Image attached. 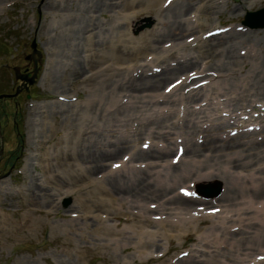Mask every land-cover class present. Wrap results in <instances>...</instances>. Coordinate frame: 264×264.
I'll list each match as a JSON object with an SVG mask.
<instances>
[{
	"label": "rangeland",
	"instance_id": "1",
	"mask_svg": "<svg viewBox=\"0 0 264 264\" xmlns=\"http://www.w3.org/2000/svg\"><path fill=\"white\" fill-rule=\"evenodd\" d=\"M160 1L156 0L158 5ZM213 1L218 12L212 13L211 17L205 20L202 15L194 10V8L202 7L205 0H193L192 8L186 16L191 17L192 24L200 23L201 26L195 31L197 33L188 31L183 37L199 36L213 26L231 25L232 29L220 36L227 35L228 32L235 29L236 24H239L243 12L257 9L264 4V0H262L253 5L247 4L245 7H240L239 2L241 0ZM8 2L12 3L6 6ZM45 2H49V5L46 6ZM57 2L59 3L57 10L59 15H54L51 7L54 8ZM86 3H89L88 0H0V93L7 95L2 94L3 97L0 98V264H173L179 251L185 247H196L198 240H189L182 236V232L190 233L192 230L189 226L192 224L195 226L197 221H192L183 229H179L175 225L176 221H172L177 218L176 216L163 218L161 215L160 219H155V215H160L162 209L150 208V205L158 203L159 200H152L155 202L149 204L147 202L150 201L149 198L140 202H136V199L128 202L123 200L126 201L124 205L114 202L108 210L105 207L93 210L87 202L81 205L75 193L68 194L63 191L64 188H59L55 178L68 177L69 173L62 172L64 167L58 168V160L48 162L50 157L48 153L52 150L58 151L59 140L64 139L69 132L73 131L74 127H77V121L74 117L64 121L61 116V109L66 107V104L60 102L82 105L90 97L87 87L68 76L72 61L79 60L77 55L82 53L81 51L86 52L88 47L83 39L88 32L86 28H93L92 39L94 41H104L106 37L103 35H113V31L123 19L127 21L122 28L127 37H136L142 30H149L155 25L154 13L146 11L138 13L132 20L129 17L114 16L110 11L103 14L93 11L91 13L93 23L89 25L84 16ZM62 12H65L66 15L61 16ZM64 23L66 24L64 25ZM146 24L149 26H145ZM73 31L76 32L73 33ZM65 32H70L72 37L74 36V45L66 50L68 53L65 57L56 56L58 53L55 46L58 41L64 39ZM235 32L242 33L237 29ZM245 33L253 35L254 47H264L263 33L260 29H250ZM215 39L211 38L209 42L214 43ZM31 41L41 53L42 62L40 66L38 65L33 81L30 84L26 83V86L20 87L19 91L14 93V88L19 81L13 77L12 67L17 66L20 71L30 73L32 62L26 60L24 56L30 52L29 43ZM203 48L204 45L197 42L193 44V47L174 45L170 52L180 49L184 50L183 52L196 55ZM230 51L240 62H247L248 59L254 58L257 53L254 48L249 52V49L244 48L243 43L231 46ZM167 54L164 53V59L169 61ZM151 55L155 56L152 50L141 48L140 56L136 62L148 61ZM56 58L63 65V68L58 71L61 75L60 78L66 77L71 82L68 89L54 88L49 83V79L45 81L42 78L45 73L46 61H54ZM202 60L203 58L198 57V62ZM133 61L134 59H130L128 63ZM158 61H160V63L156 62L158 65L162 64L161 61L165 62L160 59ZM152 62L155 64L154 61ZM238 65L241 66V64ZM245 67L246 65L242 68ZM133 68L135 66L130 69ZM130 69H124L127 75L136 77L139 73H143L142 68H135L130 74ZM144 69V73H146L147 67ZM205 71L207 73L214 72L212 70ZM244 73L245 71H238L231 80L233 82L239 81ZM171 77L159 85L158 91L160 88L163 89L171 79L173 80L175 75ZM220 80L221 78L215 79L204 85L199 90L196 104L200 102L199 99L205 97V93L212 95L213 86L221 82ZM248 86H252V89L256 88L254 82ZM184 89L185 86L183 85L177 86L166 94L168 100L158 101V108L162 109L160 112L165 114L170 104L174 107L173 95ZM60 94L68 100H60L58 98ZM247 97L249 96L247 95ZM252 98L258 100L255 97ZM151 99L154 100L153 97ZM114 100L117 105L128 104L130 101L126 95L122 96L119 101H117L118 97H115ZM99 102L100 97L96 103ZM143 104L144 102H138L132 107L119 109L107 119H112L115 115L134 112L138 106H143ZM191 104L195 103L192 102ZM245 105L244 103L242 106ZM239 107L238 105L235 106V108ZM229 108L233 107L229 105ZM149 119L151 121L153 116H150ZM79 121L81 122L82 119L80 118ZM136 123V120L132 121L129 118L125 122L124 129L133 132ZM88 125L89 123L85 126ZM93 127L96 129L90 134L97 133L99 138L103 137L104 133L97 131L112 128L111 125L109 127L102 125ZM149 131L145 130L139 133L135 130L134 136L129 137V147L122 150V154L141 148L142 141L149 143L150 140L153 143L159 139V137L150 136ZM78 132L80 133L81 130L79 129ZM99 144L100 141L97 142V146ZM152 146H149L148 149H151ZM148 149L146 148V150ZM172 152H168L170 155H167L168 158L171 157ZM122 154L111 159L117 160V162L122 161L125 156ZM188 157V154H184L179 163L173 164L177 168L170 170V172L176 173L181 166H184L183 164ZM109 160L105 163H109ZM49 163H53L54 168L53 172L47 173L46 169L50 168L49 170H51ZM123 163L113 175L120 177L122 174L130 172L127 168H123ZM134 163L128 161L126 165L130 166ZM207 165L209 162H203L199 170H203ZM103 169L106 171L107 167L105 166ZM156 169L158 167L154 169L144 167L136 170V172L150 171L154 175L153 171ZM156 174L160 175L159 173ZM152 175L151 177H153ZM161 177L159 178L161 179ZM154 183L159 184L156 179ZM181 183L186 185L185 180L174 184L171 194L177 192V187ZM33 186L36 189L43 188V191L49 194L52 206H45L42 203L44 199L38 193H35L32 198L33 201L30 200L27 195L28 188L31 189ZM232 194L238 197L242 192L235 189ZM142 204L150 209V213L157 211L160 214H149L151 219L158 221L142 222L146 224L144 230L151 231V233H144L145 237L152 236L151 239H156V243L140 249L136 246L137 233H127L123 228L130 225V222L119 220L116 215L127 216L132 211H136L138 206H142ZM113 212L115 213L112 214ZM129 216L132 217V215ZM137 217L141 218L142 215ZM211 219L208 218L200 225L199 229H204L210 225ZM208 229H211V232L215 231L214 228ZM253 242L262 247L264 245V232L258 233ZM247 243L250 244V242ZM211 247L215 248V242H211ZM258 251H251L252 255H250L253 256ZM251 256H246L244 260L250 259Z\"/></svg>",
	"mask_w": 264,
	"mask_h": 264
},
{
	"label": "bare ground",
	"instance_id": "2",
	"mask_svg": "<svg viewBox=\"0 0 264 264\" xmlns=\"http://www.w3.org/2000/svg\"><path fill=\"white\" fill-rule=\"evenodd\" d=\"M260 1L241 0L239 5L240 7H245L247 4L252 5ZM88 2L84 6V16L87 18L89 25L93 23V18H91L93 11H98L100 14L110 11L114 16L129 17L131 20L140 12H153L154 14H152L155 15V25L149 30H142L136 37H127L122 29L123 24L127 21L123 19L113 31V35H103L106 37L104 41H94L92 39L93 28H86L88 32H86L87 35L83 39L88 47L86 48V52L81 51L82 53L77 55V59L80 58L79 60L72 61L68 76L72 80L81 82L84 87H87L90 97L88 96L89 99H86L82 105L62 103L66 104V107L61 109L62 118L66 121L74 117L77 121V127H74L73 131L69 132L64 139L59 140L60 146L57 147L58 151L52 150L48 153L50 156L48 162L52 160L56 162L58 160V168L64 167L62 168V172L69 173L68 177L65 176L62 179L55 178L59 188H64L65 190L63 191L68 194L75 193L81 205L87 202L93 210L101 207H105L108 210L113 206L114 202L124 205L120 200L128 199L130 196H133L137 201H143L146 198L160 199L167 194V197L162 199L159 204L160 208L162 207V209L166 210L168 208L166 207L167 203H172L178 208H184V204L189 202L187 199H184L186 200L184 201L181 198L179 199L174 195H170L169 192L173 184L188 179L192 180L195 184H204L209 180L221 179L225 181L226 192L220 197V200L227 201V205L236 214L249 208L248 201H239L244 205L235 206L237 202L230 194V190L236 187V185L246 187L245 181H249L248 183L252 185L255 183V180L260 182V188H264V162H260L255 167L249 168V165L255 164L258 159L264 156V136L260 141H253L252 138H247L246 140L241 138L233 139L231 136L223 138L220 134H214V131H212L214 121L212 118L209 121L211 116L208 113L209 104L202 105L199 109L187 108L184 110V123L179 128L176 120H172L176 116L174 110L176 107L172 108L169 105L166 113L163 114L160 112L162 109L158 108V103L154 102L151 98L154 96L160 97L157 90L162 82L173 75L186 73L187 69L196 66L197 57H204L208 59L207 64L209 68L207 69L212 68V70H215L216 68L222 75H226V79L228 78L227 82L225 80L219 85H214L212 93L217 96L234 93L228 99H233L235 103L240 99H244L246 94L251 93L263 98L262 102L264 103V47H254L253 43L255 41L252 34L241 33L239 35V33L232 31L226 38L216 36L215 38L218 39L215 43H206L205 47L191 58H185L186 53H182L180 49L174 50L179 54L169 53L173 55H167H169V60L173 58L175 62H166L165 68L158 73H151L149 75L139 73L138 76L134 77L127 75L124 69H130L133 66L141 68L142 65H146L148 69H151V66L154 65H148V61L146 63L136 62V59L140 56L141 48L152 50L155 56L153 55L151 60L155 62V58L158 57L160 60H163L164 54L162 55V52L168 53L171 50L170 46H186L185 41H182L185 32L196 30L200 26L199 23L197 25L192 24L190 19L186 17L189 9L192 8L193 0H172L173 3L168 7L158 5L156 0H88ZM213 3V0H205L204 5L197 8L196 11L205 20H208L212 13L218 12L217 7ZM58 4L57 2L54 8L51 7L54 15H59L57 13ZM45 5H49V2H45ZM63 15H66V13L62 12L61 16ZM75 32L73 31V33ZM73 39L74 36L72 37L70 32H65L64 39L58 41L55 46L58 53L56 56L65 57L68 53L66 50L71 45H74ZM167 41L169 42L167 47L161 45L162 42ZM239 43L246 44L248 47L252 45L251 49L257 50L256 56L248 59L247 62L236 60L230 49L231 46ZM214 54H216V58L218 57L217 62L212 61ZM128 58L134 59V61L128 63L130 60ZM238 64H241V66ZM245 65L246 67L242 68ZM55 67L56 70L54 71ZM200 67L201 64L199 65V63L196 68L194 67L195 73L202 71L199 69ZM62 68L63 65L58 58L54 61L47 60L45 73L42 78L45 81L49 79V83L54 88L68 89L71 82L66 77L60 78L61 75L58 72ZM135 68L130 69L129 73L131 74V71L135 70ZM205 69L203 68V70ZM238 71H245V73L239 81L233 82L231 78ZM251 82L256 84V89L249 90L248 84ZM246 91L249 93H246ZM196 94L193 93V97ZM124 95L130 99L129 103L117 105L114 98L118 97L117 101H119ZM99 97L100 102L96 103ZM138 102H144V104L143 106H138L134 112L115 115L112 119H107L119 109L132 107ZM82 113L86 114L80 115ZM150 116H153L151 121L149 119ZM80 118L82 119L81 122L79 121ZM129 118L132 121H137L135 130L139 133L150 130L148 133L150 136L159 137L161 141L164 139L165 145L161 148L154 146L151 150L142 151L136 149L130 152V156L135 162L145 160L142 165L143 167L155 168L158 166L159 169L155 172L160 175L155 174V172L152 175L150 171L138 173L136 170L140 169L135 168H131L128 174H122L120 177L110 173L112 168L104 171L105 169L103 168H105L107 160L117 157L122 150L129 147V137L133 136L132 131L126 130L123 133L121 131L125 127L126 120ZM196 119L202 123L208 121V127L204 130H199L198 121H195ZM85 123H91L87 126L88 128L96 125L108 127L111 125L112 128L97 131L98 133H104L103 137L99 138L97 133L90 134L85 131ZM79 129L81 130L80 133L78 132ZM195 131L203 132V140L200 143H198L196 137L194 140L191 138L192 133ZM176 133L183 136L184 153H188L189 157L183 164L184 166L179 167L180 169L174 173L170 172V170L177 168V166L169 165L167 162L162 163V161L167 158L168 152L171 149L170 144L173 143L170 139V134ZM99 141L100 144L97 146V142ZM203 162H209V165L205 166L203 172L199 173L200 165ZM49 165L51 170H49L50 168L46 169L47 173L49 171L53 172L54 164L49 163ZM206 168H210V170L206 171ZM103 171L104 174H101ZM104 175L107 177L106 182L98 184L102 181L101 179H105ZM151 175L153 176L152 179L162 176L159 184L151 180ZM94 183H97L94 187L86 188ZM245 189L247 188H243V191H246ZM35 193L42 196L44 199L42 203L45 206H52V202L49 200L50 196H48L47 192L43 191V188L36 189L35 186L31 189L28 188L27 195L31 201H33L32 198ZM261 209L263 211L260 215L261 217L256 216L253 221L250 218L238 217L230 225L242 224L245 227H251L253 222H256L260 227H263V204L261 205ZM122 219L124 221L128 220L127 217H122ZM147 220L145 216L141 219L136 218V221H140L139 225L130 224L127 229L129 233H137L136 246L139 248L155 244L154 239L146 238L142 232L141 223ZM222 228L225 229V227ZM238 229H241L240 225ZM222 231V239H225L229 243L230 251L227 250V252L230 255L232 252H238V249H243L244 244L247 242L255 243L252 241V237L258 235L257 232H260L257 228L253 230L252 234H249L245 230V233H247L245 236L231 238L226 236L230 231ZM212 239L216 240L217 235L213 234ZM216 242H221V240L217 239ZM251 246L252 250L255 249L254 245ZM206 255H209L207 258L209 261L207 262L200 259L195 260V258L191 257L190 259L188 258L189 260H180L182 261L180 264H218V258L225 257L224 253L214 251L211 254H204V256Z\"/></svg>",
	"mask_w": 264,
	"mask_h": 264
},
{
	"label": "water",
	"instance_id": "3",
	"mask_svg": "<svg viewBox=\"0 0 264 264\" xmlns=\"http://www.w3.org/2000/svg\"><path fill=\"white\" fill-rule=\"evenodd\" d=\"M255 15H256V17H262L261 21H263L262 23H264V10L257 11L254 14H252L251 16H255ZM245 22L249 23V22H251V20L249 18H247L245 20Z\"/></svg>",
	"mask_w": 264,
	"mask_h": 264
},
{
	"label": "snow or ice",
	"instance_id": "4",
	"mask_svg": "<svg viewBox=\"0 0 264 264\" xmlns=\"http://www.w3.org/2000/svg\"><path fill=\"white\" fill-rule=\"evenodd\" d=\"M169 2H171V0H169ZM116 167H119V165H116Z\"/></svg>",
	"mask_w": 264,
	"mask_h": 264
}]
</instances>
